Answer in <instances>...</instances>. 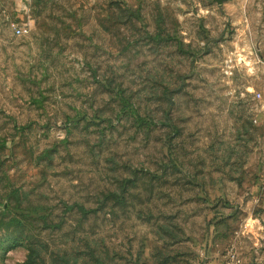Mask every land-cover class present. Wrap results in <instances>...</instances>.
Returning a JSON list of instances; mask_svg holds the SVG:
<instances>
[{"label":"rangeland","instance_id":"rangeland-1","mask_svg":"<svg viewBox=\"0 0 264 264\" xmlns=\"http://www.w3.org/2000/svg\"><path fill=\"white\" fill-rule=\"evenodd\" d=\"M0 264H264V0H0Z\"/></svg>","mask_w":264,"mask_h":264},{"label":"built area","instance_id":"built-area-1","mask_svg":"<svg viewBox=\"0 0 264 264\" xmlns=\"http://www.w3.org/2000/svg\"><path fill=\"white\" fill-rule=\"evenodd\" d=\"M29 28L27 27V25H23L22 27H19L17 30H16V34L17 36H25L29 33Z\"/></svg>","mask_w":264,"mask_h":264},{"label":"water","instance_id":"water-1","mask_svg":"<svg viewBox=\"0 0 264 264\" xmlns=\"http://www.w3.org/2000/svg\"><path fill=\"white\" fill-rule=\"evenodd\" d=\"M217 2L218 5H222L225 1H228V0H215Z\"/></svg>","mask_w":264,"mask_h":264}]
</instances>
